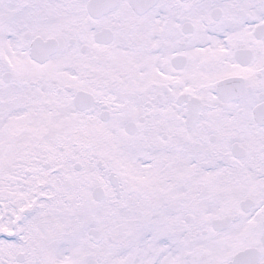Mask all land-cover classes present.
<instances>
[{"label": "snow or ice", "instance_id": "obj_1", "mask_svg": "<svg viewBox=\"0 0 264 264\" xmlns=\"http://www.w3.org/2000/svg\"><path fill=\"white\" fill-rule=\"evenodd\" d=\"M0 264H264V0H0Z\"/></svg>", "mask_w": 264, "mask_h": 264}]
</instances>
